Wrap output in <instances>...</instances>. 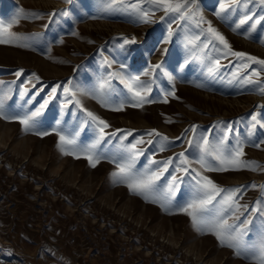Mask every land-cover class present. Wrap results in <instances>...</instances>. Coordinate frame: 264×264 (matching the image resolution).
Instances as JSON below:
<instances>
[{
	"label": "rangeland",
	"instance_id": "obj_1",
	"mask_svg": "<svg viewBox=\"0 0 264 264\" xmlns=\"http://www.w3.org/2000/svg\"><path fill=\"white\" fill-rule=\"evenodd\" d=\"M108 2L0 0V21H10L20 10L27 14L11 31L29 38L22 41L28 47L0 44V93L8 94L6 113L24 115L35 111L50 98L52 87L61 85L37 118L35 129L25 132L19 121L0 118V253L21 258L27 264H254L250 258L237 257L233 249L221 246L211 232L198 231L191 218L179 211L192 199L195 181L191 175L177 173L184 182L171 203L162 189L175 172L178 154L184 152L190 169L201 172L221 188L242 189L237 200L249 211L241 208V219L258 201L264 205V144L253 146L264 140V127H251L252 115L264 123V95L251 86H241L232 75L239 72L242 77L261 66L248 62V69L240 68L245 61L225 58L217 51L223 47L218 41L202 50L209 39L201 34L207 24L197 27L188 20L174 23L175 14L165 16L147 0L143 7L154 12L152 22H138L129 15L130 9H107ZM135 2L124 0L125 4ZM219 3L220 0H197L205 21H210L227 39L233 51L264 59V22L246 38L247 24L233 30L243 10L223 19L224 13L221 17L215 15ZM255 11L264 15L259 6ZM169 24L174 34L165 43ZM197 36L199 41L190 43ZM133 38L134 43L125 42ZM215 59L220 61L219 70L209 73ZM156 64L162 71L149 72L150 66ZM19 70L23 74L17 77ZM109 73L120 76L109 77ZM135 76L151 85L147 95L154 101L139 108L131 106V93L123 82H131ZM102 79H110L111 107L102 106L92 95L80 94L81 90L95 89ZM258 79L264 83V70ZM65 85L76 93L83 109L110 125L106 132L122 130L96 149L107 157L96 167H91L80 153L65 154L57 147L59 138L53 129L79 131L77 142L81 147L93 143L97 136L90 121L83 123L88 119L83 110L74 103L61 107L72 100L63 92ZM25 88L28 91L22 95ZM173 89L175 97L168 96L165 103V94ZM121 102L123 110H112ZM193 125L197 126L195 133L190 131ZM152 130L161 135L147 136ZM38 131L49 135H37ZM127 131L133 135L123 141L125 145L139 137L145 141L137 145L144 150L137 170H145L149 158H173V165L158 182L161 191L147 198L130 191L126 183L111 175L117 170L112 157L121 151L118 137ZM204 136L212 144L223 140L226 148L239 141L244 147L242 159L259 167L223 172L201 169L196 162V142ZM161 137L168 140L162 141ZM149 139L151 144L147 143ZM188 140L194 141L193 146ZM161 144L164 151L159 150ZM233 222L229 218V223ZM258 226L256 217L252 241L257 238Z\"/></svg>",
	"mask_w": 264,
	"mask_h": 264
},
{
	"label": "snow or ice",
	"instance_id": "obj_2",
	"mask_svg": "<svg viewBox=\"0 0 264 264\" xmlns=\"http://www.w3.org/2000/svg\"><path fill=\"white\" fill-rule=\"evenodd\" d=\"M70 2V0H66ZM145 0H136L135 3L125 4L124 0H109L105 4L107 9L120 8L121 10L130 9L129 15L133 17L134 21L151 23V15L154 14L151 10L145 9L143 4ZM149 5L154 6L157 10H162L165 16L169 14H175L176 19L173 20H188L196 23L197 27L201 24H207L206 29H202L201 34H206L209 39L207 42L203 43L202 50L207 49L209 44L214 41H218L222 48H217L218 52H221L226 58L227 56L236 57L239 60L245 61L240 65L242 69H248L249 63H255L261 66V69H252V71L246 75L240 76L239 72H234L232 75L234 78L239 79L241 86H251L252 90L258 91L261 95H264V83L258 79L261 75V70H264V59H258L255 56L247 55L243 52L233 51L231 45L227 39L212 26L210 21H205L204 17L199 11L197 0H147ZM259 6L264 10V0H220L219 10L215 12L217 17H221V14L225 15L221 18L226 19L228 15L236 10H243V15L236 23L234 31L239 29L242 25H248V30L245 33L247 38L252 31H255L257 25L264 22V15H258L255 11V7ZM67 15V13H63ZM27 15L20 10L17 16L8 22L0 21V44H18L20 47H28L26 43H22L29 39L28 37H22L12 32V27L19 23L21 16ZM35 15V14H33ZM55 16L56 13L51 14ZM163 19V17H161ZM47 27V25H45ZM174 32L172 25H168V34L165 38V43L170 42ZM200 37L197 36L194 41L190 43L195 45L196 41H199ZM126 43L135 42V38L131 41H125ZM264 43V41H261ZM167 50H165L166 54ZM110 66V64H109ZM220 61L215 59L213 61V66L208 68L209 73H213L219 70ZM121 67H125L121 65ZM183 67V66H182ZM156 69H161L160 64L151 65L149 72H154ZM149 72H145L144 75H149ZM23 74V70H19L16 73L17 77ZM167 75V73H165ZM35 77V74H33ZM120 76L119 73H109V77ZM257 77V79H253ZM39 80L38 77H35ZM123 81V77H120ZM169 79H172L169 76ZM131 82L123 81L126 83L128 92L131 93L129 102L132 107H142L145 103H152L149 99L147 93L151 91V85L142 83L139 76L131 77ZM72 81L69 80L68 84ZM154 83V81H153ZM61 85L57 84L52 87L51 93L49 94V99H45L39 107L32 111L31 113L24 115H9L5 111V102L8 99L7 93H0V118L7 120H17L23 126L25 132L33 130L37 127V118L42 115L44 109L50 102V99H54L57 90ZM10 90V89H9ZM27 89L22 90V95L27 93ZM111 91L110 79H102L98 86L92 91L81 90V95H92L93 98L98 99V101L105 107H111L108 103V94ZM63 92L72 97L71 101L61 105L62 108H67L68 103H74L76 107L83 110L86 114L87 120L83 123L91 122L94 125L97 132L96 139L93 143L81 147L77 142V137L80 135L79 131H74L69 133L67 129L57 130L53 129L55 134L58 136L57 147L65 154H75L80 153L85 159L89 161L91 167H96L100 163L101 159H106L107 157L103 154L96 152V149L104 142L107 141L109 137H117V133L122 130H117L115 132H106L105 130L110 127V125L100 117L96 116L91 111L83 109L81 101L76 99V93L72 92L71 89L65 85L63 86ZM175 97L174 89L165 94L164 102H167V97ZM124 102H121L118 106L112 108L115 111H121L124 108ZM252 125L251 127L255 129L257 125L264 127V123L258 120L257 115L251 116ZM171 122V121H168ZM196 125H193L190 129L193 133L196 131ZM230 131V126L228 128ZM189 130H186V132ZM37 135L45 136L49 135L47 131H38ZM131 131L124 132L118 138L121 143L118 147L121 149L116 155L112 157V162L116 164V171L111 175L114 180L126 183L129 190L148 197L149 194L161 191L158 182L164 177L165 173L169 171V168L173 165V158L169 157L165 161H157L154 158H149L148 165L145 166V170L139 171L136 169V164L140 156L144 155V150L137 148V145L145 143L143 137L135 139V142L125 145L123 141L127 140L129 136H132ZM161 134L152 130L147 133V136H160ZM252 132H249V136ZM162 141H167V137H161ZM153 141L149 139L148 144ZM194 141L188 140L189 146H193ZM261 144H264V140L260 143H255L253 146L259 148ZM196 147L199 151V158L197 163L200 165L201 169L206 171H239L242 169H254L259 167L255 165L254 162L244 161L242 157L244 156L243 144L237 141L236 145L232 148H226L223 140L219 144H212L207 136L201 138L200 141L196 142ZM71 150V151H68ZM164 151V146L161 144L159 149ZM80 158V155H77ZM178 162L175 164V172L170 175L168 182L163 186L162 191L168 194V202L171 203V199L176 193H178L180 185L184 182V177L177 175V173H184L185 175H191V179L195 181L192 186V199L187 203L186 206L179 208V211L185 213L191 218V223L194 228L198 231L207 230L214 234L219 241L221 246H226L234 250V254L237 257H244L246 259L253 260L254 264H264V205L261 202H257L256 206L251 208L250 213L244 219L241 216L244 215L240 212L243 208L245 212H248L247 205H240L237 196L241 193L242 189L237 187L233 189H224L219 187L213 180L209 177L204 176L201 172L196 169H190V161L186 157L184 152L178 154ZM210 161H214L212 163ZM155 166V167H153ZM194 173V174H193ZM252 187H256L252 185ZM155 202V201H153ZM259 217L258 235L255 241L250 239L252 233V226L255 222V218ZM229 218H233L234 222L229 223Z\"/></svg>",
	"mask_w": 264,
	"mask_h": 264
},
{
	"label": "built area",
	"instance_id": "obj_3",
	"mask_svg": "<svg viewBox=\"0 0 264 264\" xmlns=\"http://www.w3.org/2000/svg\"><path fill=\"white\" fill-rule=\"evenodd\" d=\"M0 264H27L23 259L18 257H4L0 253Z\"/></svg>",
	"mask_w": 264,
	"mask_h": 264
}]
</instances>
